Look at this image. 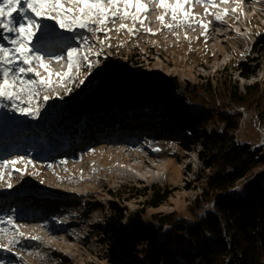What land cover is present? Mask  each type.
Here are the masks:
<instances>
[{"label":"rangeland","instance_id":"1","mask_svg":"<svg viewBox=\"0 0 264 264\" xmlns=\"http://www.w3.org/2000/svg\"><path fill=\"white\" fill-rule=\"evenodd\" d=\"M262 1L244 0L243 16L248 17L253 11L264 13ZM227 7L231 10L234 5L230 3ZM193 10L205 22L213 21L211 30L208 37L194 46L190 41L178 43L183 48H169L167 39L172 31L160 27L158 21L151 19L159 14L157 10L152 11L145 21L153 30L160 29L157 34L141 29L135 35H130L127 30L117 32L109 23V35L117 38H110L108 43L101 46L91 33L77 30L80 36L88 37L89 42L95 44L94 52L100 50L99 56L90 57L94 66L90 69L84 66L80 70L79 79L86 78L85 83L76 86L78 81L76 84L66 82L67 87L73 89L70 94L65 88L54 84L55 93L60 98H54L42 106L38 118L20 115L10 108H0V119H12L9 121L11 123H0V130L6 127L12 130L15 125L29 123L26 130L31 127L30 138L34 134L53 135L54 129L62 132L61 136L75 131L80 137L68 144L67 148L60 143L59 152L51 153L52 156L46 161L39 156H26L34 164L28 165L23 172H13L10 180L5 173L0 183L10 182L14 188L0 187L1 201L7 204L10 199H22L24 202L21 203L27 209L24 216H27L29 208L45 209L47 212H43V222L58 234L50 237L53 244L48 247L42 239L28 238L40 235L39 232L32 233L21 227L19 230L25 233V237L19 238L13 252L0 251V259L5 264H154L156 257L153 253L160 249L156 240L162 238L157 233V226L162 219L185 218L194 221L208 208L213 209L212 203L198 197L202 193L203 182L211 172L203 161L205 147L197 138L202 133H210L213 126L218 124L206 122L201 125L203 128L194 127L182 109L187 106L196 108L190 112V116H194L195 111L205 113L210 111V107L190 100L184 104L168 100L167 97L173 98L177 94L172 82L178 84V93L207 77L221 80L230 78L231 84L242 92L246 85H255L257 92L250 106L234 108V112L230 113L240 115L235 131L236 142L249 144L251 148L261 146L264 150V19L239 33H229L232 29H238L243 20L240 19L238 24L223 26L221 22L214 21L213 16L206 15L202 5H196ZM229 14L233 13L230 11ZM166 20L170 21V16ZM119 23L117 20V25ZM124 23L130 27L132 25L130 20ZM47 24L48 34H40L33 42L34 47H52L57 50L49 54L55 55L67 46L82 43L80 40L73 41L71 34L54 28L51 21ZM136 27H140L138 23ZM198 27L199 24L194 25V28ZM250 34L255 38H251L247 46L246 37ZM103 38L104 34L99 35V39ZM253 42L257 43L255 48H252ZM97 60L99 63H95ZM50 70L54 73L66 71L67 63L53 61ZM40 71L47 75L43 69ZM73 73L76 74L75 69ZM145 76L148 79H135ZM53 79L57 78L53 76ZM137 82L150 84L151 87L137 95L139 97L133 96L132 101H122L120 97L129 96ZM219 90V96L213 94V99L225 96L224 90ZM193 94L196 95V91ZM40 95L42 98L54 93L42 91ZM218 103L216 101V105ZM140 122H144L143 125L132 124ZM65 124H68L67 129ZM125 136H130L128 140L133 139L134 142L126 143ZM159 141H164L167 151ZM174 143L178 145L177 148ZM159 145L165 150L161 154L157 153ZM70 146L74 148H68ZM16 156L11 155L13 158ZM17 167L25 168L23 163ZM258 179L264 182V165L256 167L238 181L230 188V194H243L247 184ZM154 187L167 191V199L159 207L153 208L143 203L145 197L141 193L149 194L147 190ZM9 191L12 193H7ZM35 191L41 193L37 200L33 196ZM22 193L32 198H22ZM197 198L199 201H196ZM114 205L122 210L124 218L118 225L122 229L112 235L108 220L112 219L111 214L116 216L111 212ZM50 212L59 215L65 225L49 227L46 217ZM0 227L9 226L0 224ZM133 227L143 232L149 227L148 230L155 233L152 236L155 243H150V233H145L147 238L144 237L142 241L130 243L136 240L132 237ZM15 252H19L20 256L14 255Z\"/></svg>","mask_w":264,"mask_h":264},{"label":"snow or ice","instance_id":"2","mask_svg":"<svg viewBox=\"0 0 264 264\" xmlns=\"http://www.w3.org/2000/svg\"><path fill=\"white\" fill-rule=\"evenodd\" d=\"M230 3L234 5L231 10L227 7ZM243 3L244 0H0V36L4 41L0 42V108H10L20 115L38 118L42 106L54 98H60L55 93L54 84L65 88L70 94L73 89L68 88L66 82L76 84L78 81L76 86L85 83L86 78L79 79L80 70L84 66L92 68L94 65L90 56H99L100 50L93 52L95 44L90 43L88 37L80 36L77 30H85L93 37L98 33L104 34L103 39L97 38L103 46L110 40L109 23L117 32L126 29L130 35H135L141 29L153 33L145 21L152 11L159 10L155 19L162 28L172 31L177 39L179 33L174 29L196 24L203 28L201 34L206 36L213 21L205 22L199 18L193 10L194 5H202L206 15L213 16L216 22H223L230 11L243 14ZM215 9L220 10L210 11ZM169 16L171 23L166 22ZM235 18L239 20L240 15ZM117 20L120 21L118 26ZM126 20L132 22L131 27L124 23ZM48 21L52 22L54 28L71 34L73 41L80 40L82 43L67 46L59 54L45 56L34 47L33 42L40 34H48ZM137 23L139 28L136 27ZM236 31L239 33V29ZM53 61H66L67 70L54 73L50 70ZM40 69L47 75H43ZM53 76L57 79L54 80ZM42 91L54 95L41 98ZM21 163L24 169L17 167ZM32 164L34 161L26 156L0 159V182L4 180L5 173L10 180L13 172H23ZM0 187L10 189L13 185L10 182L0 183ZM0 224L9 226L0 227V251L13 252L19 238L25 237V233L19 230L22 226L16 224L11 215L0 217ZM28 238L40 239L37 236ZM14 255L20 256V253L15 252ZM0 264H5V261L0 259Z\"/></svg>","mask_w":264,"mask_h":264},{"label":"trees","instance_id":"3","mask_svg":"<svg viewBox=\"0 0 264 264\" xmlns=\"http://www.w3.org/2000/svg\"><path fill=\"white\" fill-rule=\"evenodd\" d=\"M135 79L148 78L145 76ZM171 84L177 90V94H174L173 98L167 97L168 100L177 104L188 103L186 100H190L210 107V111L205 113L195 111L194 116H190V112L197 110L196 108L187 106L182 109V113L188 117L194 127L203 128L201 125L206 122L218 124L213 126L210 133H202L197 138L205 147L207 153L205 152L203 161L211 172L203 182L202 193L198 197L212 203L213 209L208 208L194 221L185 218L162 219L157 226V233L161 234L162 238L156 240L160 249L153 253L156 257L154 264H264V182L259 179L250 182L244 188L243 194H230L229 191L253 169L264 165V150L261 146L251 148L249 144L236 142L235 131L240 115L231 114L234 108L250 106L257 87L246 85L242 92L236 85L231 84L230 78L221 80L218 77L215 79L207 77L178 93L180 91L178 84L175 82ZM135 85V90L129 91L131 93L128 94L129 96L120 97L122 101H132L133 96L145 93V90L151 87L150 84L139 82ZM220 88L224 90L225 96L218 97L221 99L218 101L212 96L216 93L219 96ZM151 91L154 92L153 89ZM194 91L196 95L193 94ZM190 95L194 96L190 97ZM209 96L212 99L208 98ZM171 101L169 102L172 103ZM216 101L219 102L217 105ZM166 108L171 109L168 106ZM147 191L149 194L145 192L141 194L145 197L143 203L148 207H159L166 202L167 191L162 188L154 187ZM196 201L199 199L197 198ZM111 212L116 216L111 214L112 219L108 220V229L114 235L122 229L118 225L124 214L116 205ZM148 228L146 227V231L143 232L133 227L132 237L136 240L130 243H137L144 237L147 238L145 233H150V243H155L152 237L155 233H151ZM151 228L153 229L154 226ZM121 235L125 234L121 233Z\"/></svg>","mask_w":264,"mask_h":264},{"label":"bare ground","instance_id":"4","mask_svg":"<svg viewBox=\"0 0 264 264\" xmlns=\"http://www.w3.org/2000/svg\"><path fill=\"white\" fill-rule=\"evenodd\" d=\"M195 7H196V5H194V8L193 9H195ZM158 11V13H159V10H157ZM159 15V14H158ZM157 16V15H156ZM156 16H152L151 17V19L153 20V21H157L155 18H156ZM199 18H202L201 16L199 17ZM166 22H169V23H171V20L170 21H167L166 20ZM229 25V24H228ZM161 27V26H160ZM192 27H194V25L192 26ZM156 29H158V28H156ZM156 29L155 30H153V33H155V34H157L158 32H160V31H156ZM235 32H237L236 30H235ZM229 33H230V31H229ZM52 34V33H51ZM150 34H152V33H150ZM235 37H238V36H235ZM51 42H53V41H51ZM46 45H51V43H46V42H44ZM44 46V45H43ZM45 47V46H44ZM47 47V46H46ZM46 54H48V55H50L49 53H50V51H46L45 52ZM70 96V95H69ZM1 120H3V121H0V123H11V122H9V121H11L12 119H9V118H7V119H1ZM5 130H3V132L5 133V132H10L11 131V129H8L7 127L6 128H4ZM12 131H15V130H12ZM11 157V155L10 156H8V158H10ZM44 161V160H43ZM1 210H5L4 208L3 209H1ZM0 210V211H1ZM23 212V209H19V215L17 216V217H15L14 218V220H15V222H16V224H18V225H21L22 226V228H25L27 231H30V232H32V233H36V232H39L40 233V235H38L37 234V237H40V239H42V240H44L43 242H44V244L45 245H47L48 247H51V245L50 244H53V242L52 241H50L49 239H50V237H55L56 235H58V234H55V231L54 230H50V228L48 229L47 227V223L46 222H43V216H44V213H42V212H37V213H35L34 215H30L29 216V218H25L24 217V214H22V217H21V213ZM51 214V213H50ZM59 216V215H58ZM63 223V222H62ZM65 224L63 223V225L62 226H64ZM56 230V229H55ZM42 231H44L43 233H42ZM29 246H30V244H29Z\"/></svg>","mask_w":264,"mask_h":264}]
</instances>
